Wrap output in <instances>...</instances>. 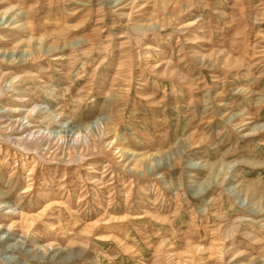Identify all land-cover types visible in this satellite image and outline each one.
Segmentation results:
<instances>
[{
    "label": "rangeland",
    "instance_id": "rangeland-1",
    "mask_svg": "<svg viewBox=\"0 0 264 264\" xmlns=\"http://www.w3.org/2000/svg\"><path fill=\"white\" fill-rule=\"evenodd\" d=\"M0 264H264V0H0Z\"/></svg>",
    "mask_w": 264,
    "mask_h": 264
}]
</instances>
